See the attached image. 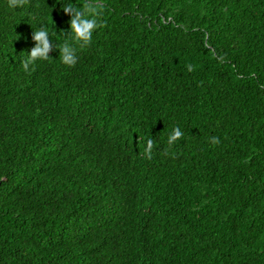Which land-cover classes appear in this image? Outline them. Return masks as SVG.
<instances>
[{
  "label": "trees",
  "instance_id": "1",
  "mask_svg": "<svg viewBox=\"0 0 264 264\" xmlns=\"http://www.w3.org/2000/svg\"><path fill=\"white\" fill-rule=\"evenodd\" d=\"M68 2L0 0V264H264V0H97L26 72Z\"/></svg>",
  "mask_w": 264,
  "mask_h": 264
},
{
  "label": "clouds",
  "instance_id": "2",
  "mask_svg": "<svg viewBox=\"0 0 264 264\" xmlns=\"http://www.w3.org/2000/svg\"><path fill=\"white\" fill-rule=\"evenodd\" d=\"M20 2L21 0H10V7H16ZM61 6L62 11L71 17L69 21L70 30L67 33L70 40L66 39L62 45L57 48L50 38V32L47 28L41 27L35 30L32 35L35 46L27 53V58L21 62L26 72L30 70V66L31 70H34V66L38 61H47L50 58V51L54 49L59 50V58L63 65L68 68L74 67L77 62V50L73 45H87L91 43L93 32L102 26L101 23L98 22L101 5L97 3V0H92L90 3L86 2L82 7L75 6V4L69 0L67 4ZM183 135L184 133L179 127L173 128L168 136V144L173 145L177 143ZM208 140L212 145L220 143V138L217 136H210ZM152 147L153 141L149 139L145 147V155L149 158L151 156Z\"/></svg>",
  "mask_w": 264,
  "mask_h": 264
}]
</instances>
